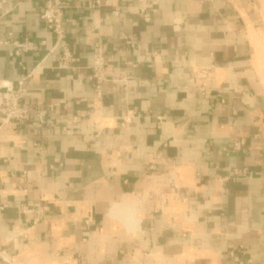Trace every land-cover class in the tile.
<instances>
[{
    "label": "crops",
    "instance_id": "crops-1",
    "mask_svg": "<svg viewBox=\"0 0 264 264\" xmlns=\"http://www.w3.org/2000/svg\"><path fill=\"white\" fill-rule=\"evenodd\" d=\"M61 1L66 70L42 0H0V81L30 74L0 124L10 264H264V0Z\"/></svg>",
    "mask_w": 264,
    "mask_h": 264
},
{
    "label": "built area",
    "instance_id": "built-area-1",
    "mask_svg": "<svg viewBox=\"0 0 264 264\" xmlns=\"http://www.w3.org/2000/svg\"><path fill=\"white\" fill-rule=\"evenodd\" d=\"M94 4L98 5V0H95ZM63 10L64 4L61 0H42V8L39 15V19L43 22L45 29L54 39L52 52L55 50L60 51L56 62L57 70H66L75 61L65 42ZM142 15L144 22L147 23L149 18L144 13ZM7 44V42H0V45ZM11 45L14 48V52L10 55L11 57H19L22 54L34 52L38 46L27 40L14 42ZM106 51V45L102 41L99 40L93 44L92 66L89 69L88 80L92 84L97 96L100 94L101 85L105 82ZM28 76L22 77L15 85L8 81H0L1 125H12L16 127L28 121L27 111L19 105L23 92V82ZM203 77L205 76L201 73L198 74L197 79H202ZM236 92L238 91L236 90ZM40 123H42V120H40ZM0 260L8 263L4 260V254L1 250ZM241 264H251V261L245 260Z\"/></svg>",
    "mask_w": 264,
    "mask_h": 264
},
{
    "label": "bare ground",
    "instance_id": "bare-ground-1",
    "mask_svg": "<svg viewBox=\"0 0 264 264\" xmlns=\"http://www.w3.org/2000/svg\"><path fill=\"white\" fill-rule=\"evenodd\" d=\"M4 260L7 261V262H9V260H8V258L6 256H4ZM9 264H10V262H9Z\"/></svg>",
    "mask_w": 264,
    "mask_h": 264
}]
</instances>
